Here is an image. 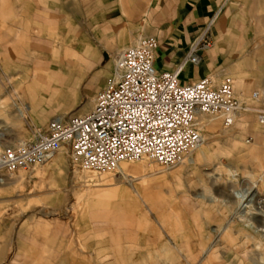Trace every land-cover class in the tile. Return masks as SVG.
<instances>
[{
	"label": "rangeland",
	"instance_id": "obj_1",
	"mask_svg": "<svg viewBox=\"0 0 264 264\" xmlns=\"http://www.w3.org/2000/svg\"><path fill=\"white\" fill-rule=\"evenodd\" d=\"M37 51L0 47V150L47 129L30 119L21 91L22 72L34 71ZM236 97L245 109L235 125L199 119L205 144L171 168L144 159L99 174L73 167L64 148L31 171L0 170V235L9 233L12 252L25 247L23 231L40 226L37 236L64 237L66 227V237L83 248L81 226L92 231L117 212L120 219L133 215L141 228L133 231L131 264H264V125L251 93ZM85 234L97 250V236Z\"/></svg>",
	"mask_w": 264,
	"mask_h": 264
},
{
	"label": "crops",
	"instance_id": "obj_2",
	"mask_svg": "<svg viewBox=\"0 0 264 264\" xmlns=\"http://www.w3.org/2000/svg\"><path fill=\"white\" fill-rule=\"evenodd\" d=\"M143 38L157 40L160 71H175L199 46V63L181 71L184 84L231 79L242 97L264 86V0H0V47L38 50L34 71L22 72L21 91L30 119L45 128L52 119L89 113L115 58ZM118 214L94 224L97 250L88 248L85 233L92 231L83 224V248L66 237V227L64 237L52 238L37 236L36 226L19 233L25 247L11 252L4 232L0 264H131L133 231L141 228L133 215Z\"/></svg>",
	"mask_w": 264,
	"mask_h": 264
},
{
	"label": "built area",
	"instance_id": "obj_3",
	"mask_svg": "<svg viewBox=\"0 0 264 264\" xmlns=\"http://www.w3.org/2000/svg\"><path fill=\"white\" fill-rule=\"evenodd\" d=\"M159 45L143 38L117 57L111 77L95 96L94 108L81 116L50 121L32 140L0 150V170L31 171L35 166L70 150L73 167L99 174L118 171L125 162L144 159L171 168L183 162L202 143L201 116L233 127L245 109L231 79L216 85L207 77L192 84L181 82L185 64L200 61L198 45L175 71L155 65ZM260 103L255 110L264 125V86L251 94Z\"/></svg>",
	"mask_w": 264,
	"mask_h": 264
},
{
	"label": "bare ground",
	"instance_id": "obj_4",
	"mask_svg": "<svg viewBox=\"0 0 264 264\" xmlns=\"http://www.w3.org/2000/svg\"><path fill=\"white\" fill-rule=\"evenodd\" d=\"M19 111V114H20V117H24L25 115H24V112H23V110H18ZM200 123L201 124H204V125H206V123H207V120H206V118H205V116H201L200 118ZM199 119H198V130H199V133H200V128H199V126H200V123H199ZM200 135H201V133H200ZM201 137H202V135H201ZM32 140V139H31ZM30 140V141H31ZM29 142V141H28ZM25 143H27V142H25ZM22 144H24V143H22ZM203 144H205L204 143V139H203V137H202V143H201V145L197 148V150L200 148V147H202V145ZM21 145V144H20ZM196 151V150H195ZM184 161V160H183ZM260 212H263V210H261ZM225 229V228H224ZM218 233H220V235L222 234V232L220 231V232H218ZM211 249V248H210ZM210 249H207V251H206V253H208L209 251H210ZM113 253V252H112Z\"/></svg>",
	"mask_w": 264,
	"mask_h": 264
}]
</instances>
